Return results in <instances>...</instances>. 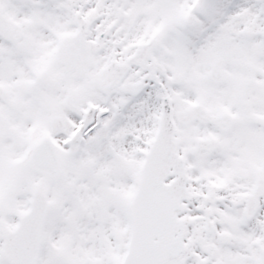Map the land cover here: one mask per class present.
Returning a JSON list of instances; mask_svg holds the SVG:
<instances>
[{
  "label": "snow or ice",
  "instance_id": "obj_1",
  "mask_svg": "<svg viewBox=\"0 0 264 264\" xmlns=\"http://www.w3.org/2000/svg\"><path fill=\"white\" fill-rule=\"evenodd\" d=\"M0 264H264V0H0Z\"/></svg>",
  "mask_w": 264,
  "mask_h": 264
}]
</instances>
